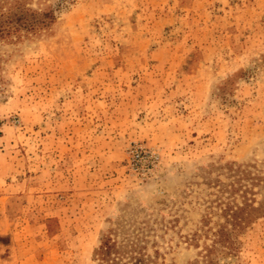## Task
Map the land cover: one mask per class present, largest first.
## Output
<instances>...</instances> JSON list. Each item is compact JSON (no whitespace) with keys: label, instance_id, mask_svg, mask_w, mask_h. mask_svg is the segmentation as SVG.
Instances as JSON below:
<instances>
[{"label":"rangeland","instance_id":"374dc122","mask_svg":"<svg viewBox=\"0 0 264 264\" xmlns=\"http://www.w3.org/2000/svg\"><path fill=\"white\" fill-rule=\"evenodd\" d=\"M20 1L55 17L0 35V264H99L111 230L206 264L231 162L263 215L210 258L264 264V0Z\"/></svg>","mask_w":264,"mask_h":264},{"label":"trees","instance_id":"16d2710c","mask_svg":"<svg viewBox=\"0 0 264 264\" xmlns=\"http://www.w3.org/2000/svg\"><path fill=\"white\" fill-rule=\"evenodd\" d=\"M6 10L1 12V16L4 15L8 24H0V35H19L22 30L37 32L55 17L50 10L30 8L20 0L10 2ZM224 169L228 180L218 182L219 194L213 200L215 206L209 207L212 209L211 214L218 213L219 218L217 228L213 230L212 244L204 254L207 257L206 264H212L210 256L214 251L233 254L237 237L263 215L261 206L255 204V192L249 185L254 184L251 172L242 164L233 162L227 163ZM210 216L205 214L204 225H208ZM147 242L146 234L142 231L111 230L102 236L101 243L95 249V256L99 264H156V258L148 252ZM155 254H158V250H155Z\"/></svg>","mask_w":264,"mask_h":264}]
</instances>
